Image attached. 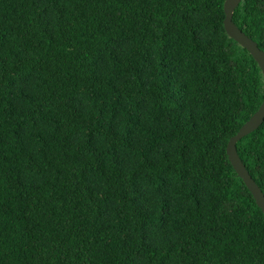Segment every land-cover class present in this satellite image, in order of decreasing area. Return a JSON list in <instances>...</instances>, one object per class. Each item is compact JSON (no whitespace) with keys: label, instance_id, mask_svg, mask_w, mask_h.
<instances>
[{"label":"trees","instance_id":"1","mask_svg":"<svg viewBox=\"0 0 264 264\" xmlns=\"http://www.w3.org/2000/svg\"><path fill=\"white\" fill-rule=\"evenodd\" d=\"M224 1L0 0V264H264ZM233 20L264 50V0ZM237 149L264 192V121Z\"/></svg>","mask_w":264,"mask_h":264},{"label":"water","instance_id":"2","mask_svg":"<svg viewBox=\"0 0 264 264\" xmlns=\"http://www.w3.org/2000/svg\"><path fill=\"white\" fill-rule=\"evenodd\" d=\"M241 0H225L224 2V26L226 31L230 36L235 38L243 46H245L255 57V59L260 64L264 72V50L261 49L257 42L246 34L233 20V12L235 8L239 5ZM264 121V100L259 108L252 114V116L239 128L238 132L230 137L227 143V153L229 158L234 165L235 169L239 175L243 178L249 189L252 191L257 204L261 207L264 212V192L258 185L256 180L248 171L246 165L242 161L238 149L237 142L243 136L249 134L251 131L255 130ZM217 264H244L237 262L228 263H217Z\"/></svg>","mask_w":264,"mask_h":264},{"label":"clouds","instance_id":"3","mask_svg":"<svg viewBox=\"0 0 264 264\" xmlns=\"http://www.w3.org/2000/svg\"><path fill=\"white\" fill-rule=\"evenodd\" d=\"M224 2H225V1H224ZM240 2H241V1H240ZM235 9H236V8H235ZM233 14H234V12H233ZM258 46H259V45H258ZM251 116H252V115H251ZM243 124H244V123H243ZM243 124H242V125H243ZM242 125H241V126H242ZM237 132H238V131H237ZM248 171H249V170H248ZM261 189H262V188H261Z\"/></svg>","mask_w":264,"mask_h":264}]
</instances>
